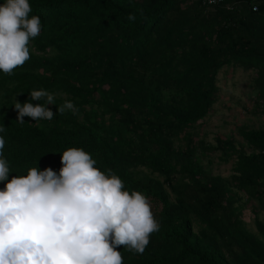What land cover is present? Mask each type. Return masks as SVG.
Listing matches in <instances>:
<instances>
[{"label": "trees", "instance_id": "obj_1", "mask_svg": "<svg viewBox=\"0 0 264 264\" xmlns=\"http://www.w3.org/2000/svg\"><path fill=\"white\" fill-rule=\"evenodd\" d=\"M28 2L40 34L23 66L0 72L8 179L32 167L59 174L62 152L80 148L144 194L159 224L143 254L116 249L123 264H264V126L244 124L239 140L218 134L213 144L198 130L226 96L253 104L242 123L264 115V0ZM238 71L242 98L217 84ZM39 89L56 97L45 105L53 119L18 123L14 100L44 104L30 99ZM65 101L76 110L57 113ZM217 152L227 176L211 169Z\"/></svg>", "mask_w": 264, "mask_h": 264}, {"label": "clouds", "instance_id": "obj_2", "mask_svg": "<svg viewBox=\"0 0 264 264\" xmlns=\"http://www.w3.org/2000/svg\"><path fill=\"white\" fill-rule=\"evenodd\" d=\"M28 0H4L0 4V72L13 70L30 58L29 41L41 31L38 16H31ZM129 14L130 21L135 20ZM44 104L14 100L16 121L24 117L51 121L55 95L44 89L29 92ZM75 111L71 101L57 113ZM5 130L0 127V132ZM0 136V264H123L118 247L143 254L152 233L159 231L148 198L139 191L124 190L111 169L99 170L96 160L80 148L61 154L59 174L37 167L26 176L8 179L11 171L3 157Z\"/></svg>", "mask_w": 264, "mask_h": 264}, {"label": "rangeland", "instance_id": "obj_3", "mask_svg": "<svg viewBox=\"0 0 264 264\" xmlns=\"http://www.w3.org/2000/svg\"><path fill=\"white\" fill-rule=\"evenodd\" d=\"M223 74V73H221ZM227 82V92L230 95H234L236 98H242L243 93H246L245 90V81L246 75L241 73L240 71L232 73L230 72L227 75L218 76L217 84L223 85L222 82ZM223 102L225 107L219 105L214 109L212 115L205 120L202 126L198 129L202 137L209 144H213V138L215 135L221 134L223 136L232 135L235 140H239V136L237 135V128L246 124L253 127H263L264 126V115L255 116L253 114L247 115V121L242 123L243 119V110H251L253 104L246 101L243 97V100L240 101L234 100L230 101L227 96L223 97ZM222 102V103H223ZM245 106V107H244ZM212 165L211 169L214 174H221L222 176L229 175L230 167L228 164H224L221 160L218 159V152L216 154H211ZM247 209L243 211V217L246 221H249L248 227L254 229L253 225V215L249 210L247 205ZM262 218V217H261ZM263 219V218H262Z\"/></svg>", "mask_w": 264, "mask_h": 264}, {"label": "built area", "instance_id": "obj_4", "mask_svg": "<svg viewBox=\"0 0 264 264\" xmlns=\"http://www.w3.org/2000/svg\"><path fill=\"white\" fill-rule=\"evenodd\" d=\"M227 0H204V3L206 6H210V5H215V4H220L222 2H225ZM253 12L257 11V6L253 5V7L251 8Z\"/></svg>", "mask_w": 264, "mask_h": 264}]
</instances>
